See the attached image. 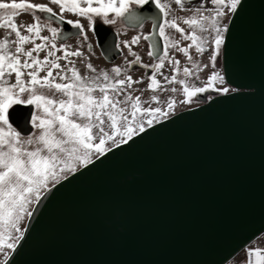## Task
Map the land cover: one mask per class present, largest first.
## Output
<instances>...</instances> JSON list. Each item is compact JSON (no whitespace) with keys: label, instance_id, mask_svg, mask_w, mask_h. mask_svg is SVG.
<instances>
[{"label":"water","instance_id":"95a60500","mask_svg":"<svg viewBox=\"0 0 264 264\" xmlns=\"http://www.w3.org/2000/svg\"><path fill=\"white\" fill-rule=\"evenodd\" d=\"M242 3L223 45L236 91L61 180L34 205L14 264H227L264 234V0ZM96 35L108 61L121 54L114 30L100 24ZM31 111L14 106L10 122L20 130Z\"/></svg>","mask_w":264,"mask_h":264},{"label":"snow or ice","instance_id":"6c2138e0","mask_svg":"<svg viewBox=\"0 0 264 264\" xmlns=\"http://www.w3.org/2000/svg\"><path fill=\"white\" fill-rule=\"evenodd\" d=\"M190 2L174 0L181 11L191 14L170 16L172 4L161 0H49L58 12L47 4L30 0H0V30H4L0 37V254L3 256L0 264H14L12 254L24 238L20 223L32 216L31 205L38 204L61 180H67L69 174L86 168L113 148L127 144L167 119L174 108L172 99L168 100L165 111L152 106L153 102L159 103L156 95L150 100L134 95L133 84L142 83L143 78L133 80L120 66L98 70L89 62L87 73L81 75L72 58L84 57V52L70 49L66 43L58 46L57 40L79 35L87 42L81 19L87 21L88 31L94 36L97 20L104 25H115L120 20L143 27V21L161 18L137 11L146 5L152 6L162 14V22L153 27L163 38L164 54L158 58V63L142 65L152 70L148 90L153 93L168 90L157 79L159 74L164 82L181 85L184 102L209 90L227 94L228 87H214L225 83L219 71H212L201 86L189 84L187 79L178 80L175 74L164 76L161 71L167 61L173 73L182 71L185 78L195 75L190 67L180 68V60L169 56L170 48L182 53L196 72L202 68L193 61L189 49L194 48L200 55L210 49L208 59L215 69L225 35L235 23L238 9H243L242 0H198L193 7L186 8V3ZM25 13L31 14L32 22L18 23L17 19ZM38 13L47 14V18ZM66 13L80 19H67ZM225 17L229 18L228 23L222 22ZM53 20L77 32L53 26ZM181 23L187 26V31ZM169 29L178 33L180 39L171 36ZM44 31L50 35H42ZM143 38L149 39L148 36ZM139 39L136 36L123 42L135 57L129 62V68L141 64L140 56L131 49ZM182 41L190 43L182 47ZM97 43L99 45L98 37ZM88 50L91 52V44ZM58 52L61 55H57ZM152 55L149 51L148 56ZM170 91L176 92L177 88L172 87ZM16 105L34 108L30 120H26L20 130L10 122V110ZM245 248L247 264H264V249L248 245Z\"/></svg>","mask_w":264,"mask_h":264},{"label":"rangeland","instance_id":"374dc122","mask_svg":"<svg viewBox=\"0 0 264 264\" xmlns=\"http://www.w3.org/2000/svg\"><path fill=\"white\" fill-rule=\"evenodd\" d=\"M4 2H10V0H4ZM30 2L32 3H37V4H47L49 7H52L54 9V11H59V9L55 6V5H51L49 3V0H30ZM161 2H166V3H171L172 4V12L170 13L171 15H175V16H187L190 15L191 13H189L188 11H181L180 8L175 5L174 0H161ZM198 2V0H191L190 3H186L185 7L186 8H190L193 7L196 3ZM39 15H41V13H38ZM42 16V15H41ZM67 19H80L78 17L73 16L71 13H66L65 14ZM43 18V17H42ZM99 21V20H97ZM119 21V20H118ZM117 21V23H118ZM18 23H23V24H28L32 22V16L29 13H25L22 14L18 19H17ZM223 23H228L229 22V18L225 17L222 21ZM81 23L84 25L85 31L87 32L88 35V40L87 42H85L83 40V37L80 36L78 38H73L72 40H70L68 43H66L70 49H80L81 51L84 52V57H73L72 59H74L76 61V67L80 70L81 75H84L87 73V68H86V64L87 63H92L94 67H96L98 70L99 69H105V70H110L113 66H120L124 69L127 70V74L131 75L133 77V80H138L140 78H143V82L139 83V84H133V94L134 95H141L142 100H150L152 95H156L159 98V103H152L153 107H162L164 108L165 111H167V102L169 99L174 100V108L171 112L172 113H177L179 110L184 109L187 106H195V104H191L188 105L185 101V96L183 94V91L181 89V85H179L178 83H173V84H168L167 82H164L162 79V76H160L159 74L157 75V79L161 80L162 82V87L164 89H168V90H157L155 93H153L152 91L148 90L147 86L148 83L150 82L148 77L152 74V70L147 69L145 70V68L142 66L143 64H148V65H152L154 64L148 56V43L147 41L143 38L144 37V33H146V31L142 30V33L140 35H136L139 36L140 39L137 43H134L131 45V49L133 52H135L138 56H140L141 58V64L140 65H132L129 68V62H131L132 60L135 59L134 56H132L128 49L124 47L123 42L124 41H131L132 38L134 36L132 35H128L125 30H121V48L124 50V55L123 57H121L120 59H118L117 62L115 63H110L108 61L105 60V58L102 56L98 46H97V42H96V38L95 36L88 31V25H87V21L81 19ZM115 25H118V24ZM53 26H57L55 23H53ZM181 26L184 27L187 31V26L183 25L181 23ZM128 30V29H127ZM148 30V29H147ZM169 34L171 36H173L175 39H180V36L178 33H175L174 30L169 29L168 30ZM4 34V30H0V37H2ZM42 35H50L47 31H44L42 33ZM38 43L40 41H37ZM190 43V41H182L181 46L182 47H186L187 44ZM57 44L58 46L61 44L58 40H57ZM88 44L92 45V50L91 52H89L88 50ZM209 52L210 49L208 51H206L203 55L197 54L195 52V49H189V54L192 56L193 61L199 63L201 65L202 70L199 72L195 71V68L192 64H189V62L187 61V59L184 57V55L182 53L177 52L175 49H169V56L180 60V68L182 69L183 67H190L193 69L195 75L192 77H188L185 78L183 76V72L180 71L178 73H173L172 72V66L166 61L164 68L161 70L164 76H169L171 77L172 75H176L177 79H187L189 84L195 85V86H201L203 82H206L207 77L211 74L212 71H219L223 76H224V70H223V46L221 48L220 51V55L217 57V61H216V68L212 69L208 56H209ZM44 53H41V57H43ZM57 55H61V53H57ZM158 63V62H156ZM207 64L209 65L207 68H204L203 66ZM43 75V73L41 74ZM224 80H225V76H224ZM172 87L177 88L176 92H171L170 89ZM214 87H228L230 89L229 92H233L231 91V89H233L234 87H232L231 85H229L226 80L225 83L223 85H215ZM235 89V88H234ZM228 92V93H229ZM214 95H219L218 92L214 91L213 93ZM192 100H194V97L192 98ZM148 106V105H145ZM170 114V115H171ZM170 117V116H169ZM164 120V119H162ZM70 175V174H69ZM35 204L30 206V210L32 211L33 207ZM29 218H25L23 221H21L20 223V227L22 229H25L26 224L28 222ZM250 247H261L264 246V234L260 235L255 241H253L250 245H248ZM0 259H3L2 254H0ZM227 264H247V256H246V248L243 249L239 254H237L231 261H229Z\"/></svg>","mask_w":264,"mask_h":264},{"label":"flooded vegetation","instance_id":"af4514ba","mask_svg":"<svg viewBox=\"0 0 264 264\" xmlns=\"http://www.w3.org/2000/svg\"><path fill=\"white\" fill-rule=\"evenodd\" d=\"M137 11L138 12H142L144 15H147L148 13L150 14L152 12L151 14L154 15V11L155 10H154V8L152 6L146 5L144 9H137ZM41 15H42V17L44 19H46L43 16V14H41ZM156 21L157 20L147 19V20L143 21V27L133 26L131 24H128L126 21H120V20L117 23L118 25H105V26H107V27H109V28H111L112 30L115 31V33L117 35V46L120 49L121 54L119 56H117V57H113V61H108L104 57V55L102 53V50H101L100 46L97 43V46H98L102 56L105 58L106 61L110 62L111 64L117 62L118 59H120L124 55V50L121 48V45H120V42H121V36H120L121 32L120 31L121 30H125V32L128 35H132V36L136 37V35H140L142 33V30H144V31H146V33H144V36H148L149 37V39H145L147 41V43H148V52L152 51V53H153V55L151 57H149V59L155 64L156 62H158V58L164 54V42H163L162 52L158 53V51L156 50V45H157V42H158V36H157V30L155 31L156 28L153 27L154 24L156 25ZM53 23H55L57 26H59V27H61L63 29V27L60 26L59 24H57L56 22L53 21ZM100 24H102V23L100 21H97L96 26L100 25ZM102 25H104V24H102ZM78 37H80V36L79 35L72 36V37H69L68 39H66L64 41L58 39V41L60 43H68L73 38H78ZM95 38H96V42H97V35H95ZM147 69H150V67L147 68ZM147 69L145 68V70H147ZM200 84H202V83H200ZM213 93H214L213 90H209L208 92H205V93H202V94H198L197 96L194 97V100H191L190 102H186L187 104L189 103L188 105L195 104V106H187L184 109L179 110L178 112L186 110V109H190V108H193V107H196V106H199V105L209 101L214 96H216ZM203 97H207V99L205 100V99H203ZM10 112H11V110H10ZM174 114H176V113H172L169 116H172Z\"/></svg>","mask_w":264,"mask_h":264},{"label":"crops","instance_id":"0c3cea01","mask_svg":"<svg viewBox=\"0 0 264 264\" xmlns=\"http://www.w3.org/2000/svg\"><path fill=\"white\" fill-rule=\"evenodd\" d=\"M259 248L264 249V246H261V247H259Z\"/></svg>","mask_w":264,"mask_h":264}]
</instances>
